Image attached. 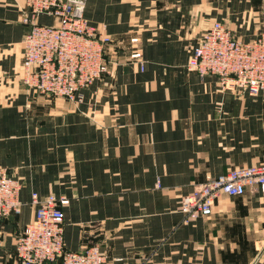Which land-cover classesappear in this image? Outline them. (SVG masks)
<instances>
[{"label": "crops", "instance_id": "1", "mask_svg": "<svg viewBox=\"0 0 264 264\" xmlns=\"http://www.w3.org/2000/svg\"><path fill=\"white\" fill-rule=\"evenodd\" d=\"M21 5L0 0V169L21 183V213L0 221V264H17L33 192L67 199L65 251L97 245L102 264H264L259 189L221 196L209 216L186 224L180 209L195 184L264 164V90H225L186 67L215 21L253 39L264 0H85V20L113 45L108 73L80 103L22 84ZM134 49L142 70L128 57Z\"/></svg>", "mask_w": 264, "mask_h": 264}, {"label": "built area", "instance_id": "2", "mask_svg": "<svg viewBox=\"0 0 264 264\" xmlns=\"http://www.w3.org/2000/svg\"><path fill=\"white\" fill-rule=\"evenodd\" d=\"M21 2L20 21L29 28L22 42V84L39 95L82 102V91L108 73L112 38L85 20V0ZM41 15L54 23H39ZM130 42L137 43L138 38ZM128 57L142 70L138 50ZM186 67L201 78L215 77L222 89L257 96L264 90V29L253 39L242 41L215 21L197 39ZM20 189L19 179L0 169V221L21 213ZM247 189L264 193V164L233 168L195 184L181 202L182 223L209 216L219 197L241 196ZM67 202L63 197L49 195L40 200L36 193L31 194L34 216L15 237L17 264H55L58 258L60 264L103 263L106 256L97 245L65 251L61 207Z\"/></svg>", "mask_w": 264, "mask_h": 264}, {"label": "water", "instance_id": "3", "mask_svg": "<svg viewBox=\"0 0 264 264\" xmlns=\"http://www.w3.org/2000/svg\"><path fill=\"white\" fill-rule=\"evenodd\" d=\"M60 263H61V259L58 258V259L56 260V263H55V264H60Z\"/></svg>", "mask_w": 264, "mask_h": 264}]
</instances>
